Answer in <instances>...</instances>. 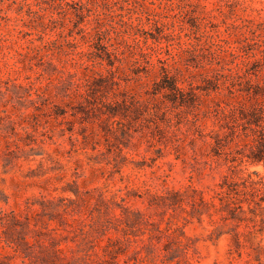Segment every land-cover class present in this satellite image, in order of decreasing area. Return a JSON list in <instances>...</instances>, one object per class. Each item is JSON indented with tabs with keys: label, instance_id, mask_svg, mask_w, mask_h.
Segmentation results:
<instances>
[{
	"label": "rangeland",
	"instance_id": "1",
	"mask_svg": "<svg viewBox=\"0 0 264 264\" xmlns=\"http://www.w3.org/2000/svg\"><path fill=\"white\" fill-rule=\"evenodd\" d=\"M27 1L55 22L0 0V264H264V209L250 222L247 206L233 220L201 203L225 175L264 178V164L232 171L212 137L191 140L184 107L148 95L147 64H133L160 52L204 85L220 54L224 73L262 84L264 0ZM37 46L30 66L19 52ZM81 50L92 82L75 114Z\"/></svg>",
	"mask_w": 264,
	"mask_h": 264
},
{
	"label": "trees",
	"instance_id": "2",
	"mask_svg": "<svg viewBox=\"0 0 264 264\" xmlns=\"http://www.w3.org/2000/svg\"><path fill=\"white\" fill-rule=\"evenodd\" d=\"M21 1L22 6H26L29 15L32 16L31 22L42 26L44 30L47 29L48 23L55 22L53 16L45 21L43 14L33 9L30 2ZM63 1L52 0L59 4ZM73 2L76 1L73 0ZM81 5L85 4L81 2ZM0 12H2L1 8ZM0 18L10 19L8 15L1 13ZM60 34L64 36L63 33ZM30 41L34 42L33 39ZM56 43L57 41L49 39L44 47L48 48L47 46ZM66 43L69 47L74 45L69 39ZM130 50L129 52L132 53ZM159 53L157 62L151 60V53L143 49H139V56L134 58V65L147 64L145 71L148 79L143 83L146 87L145 92L148 95L151 94L154 99H158L157 95L162 93L171 104L184 107L185 118L194 128L192 132L194 137L191 140L204 138L206 135L212 137L213 141L209 143L211 151L214 155L223 157L232 171L240 169L247 163L264 164V82L254 83L249 74L224 73L228 64L227 59L225 60L219 54L214 56L217 66L212 65L206 69V74L201 78L204 85H199L193 77L185 75L176 65L179 61L169 63L168 58L160 57ZM19 54L28 57L30 66L34 65L32 59L43 58L39 46L31 55L29 52H19ZM72 54L70 63L74 68H79L82 74L81 78L74 82L75 87L70 98V104L72 108L77 109V112H74L77 114L83 109L84 102L87 100L92 73L86 59L89 54L87 51L81 50ZM109 56L112 61L111 58L116 57V53L110 52ZM118 60H120L119 52ZM109 63L113 65V62ZM70 74L73 75L76 72ZM136 75L140 81V73L136 72ZM28 85L29 89L35 88L36 93L41 89L34 86L33 82ZM30 94L32 95L31 92ZM206 119H211L214 127L205 133L203 121ZM201 203L213 207L222 218L233 220L238 219V211L246 212L245 206H247L248 211L252 213L247 220L256 222V209H264V178H254L248 174L237 181L225 175L223 181L218 184V188L214 190V194L209 199L201 197ZM253 233L254 231L249 229L246 234L251 236ZM256 247L257 251L264 255V245Z\"/></svg>",
	"mask_w": 264,
	"mask_h": 264
}]
</instances>
